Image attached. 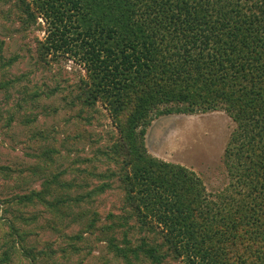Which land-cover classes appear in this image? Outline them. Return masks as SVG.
<instances>
[{
    "label": "trees",
    "instance_id": "16d2710c",
    "mask_svg": "<svg viewBox=\"0 0 264 264\" xmlns=\"http://www.w3.org/2000/svg\"><path fill=\"white\" fill-rule=\"evenodd\" d=\"M12 1L22 16L21 33L40 27L39 17L44 22L46 36L36 41L41 56L63 54L85 67L87 78L74 96L82 111L104 105L118 134L92 157L114 167L94 174L101 181L96 187L57 172L15 202L64 207L65 225L80 227L71 239L98 233L123 264H264V0ZM10 83L1 81L0 89ZM39 96L32 92L28 100ZM213 111H224L236 126L223 153L228 184L209 195L193 171L149 154L145 136L161 116ZM77 137L94 144L101 139L84 129ZM57 154L51 148L42 157ZM112 179L123 195L121 214L78 209L92 206L113 187ZM136 229L145 236L133 238ZM156 229L161 242L148 238ZM32 250L24 248L34 261ZM8 253L0 264L9 262Z\"/></svg>",
    "mask_w": 264,
    "mask_h": 264
},
{
    "label": "rangeland",
    "instance_id": "374dc122",
    "mask_svg": "<svg viewBox=\"0 0 264 264\" xmlns=\"http://www.w3.org/2000/svg\"><path fill=\"white\" fill-rule=\"evenodd\" d=\"M21 17L12 0H0V65L13 56L17 58L4 72L0 70V82H11L7 90L0 89V168L8 169L0 171V258L9 250L7 264H123L108 254L98 233L84 232L82 240L71 239L80 227L65 225L62 214L69 210L64 207L59 205L54 211L39 203L15 202V198L41 189L45 178L51 179L57 172L74 182L86 178L87 189L96 187L101 181L94 174L106 172L109 165L92 157L98 146L107 144L110 134L118 135L104 105L98 103L95 111H82L75 97L77 84L87 78L85 67L67 55L41 56L36 41L46 36L44 22L39 17L40 27L34 24L21 33ZM50 91L52 95L45 97ZM32 92L40 96L30 101ZM25 116L36 119L25 124ZM9 118L12 120L5 127ZM162 119L166 121L163 128ZM235 126L224 111L161 116L147 129L145 146L152 156L193 171L213 195L228 184L223 153ZM156 128L162 130L159 138ZM83 129L93 139L101 138L100 142L80 140L77 136ZM51 148L58 154L51 159L42 157L44 150ZM109 168L114 169L112 165ZM88 172L92 175L85 177ZM5 174L10 177L6 179ZM111 182L113 187L99 195L92 206L85 204L78 209L94 208L102 217L110 210L121 214L117 207L122 205L123 195L116 180ZM72 191L77 192L75 188ZM129 224L137 226L134 219ZM134 233L133 238L146 234L139 235L137 229ZM147 235L162 240L160 229ZM25 246L33 248L37 259L33 261L32 255L24 252ZM166 264L182 263L169 260Z\"/></svg>",
    "mask_w": 264,
    "mask_h": 264
},
{
    "label": "crops",
    "instance_id": "0c3cea01",
    "mask_svg": "<svg viewBox=\"0 0 264 264\" xmlns=\"http://www.w3.org/2000/svg\"><path fill=\"white\" fill-rule=\"evenodd\" d=\"M160 129H161V127H160ZM160 129L159 130L157 128L155 129L156 138H159L160 137V134L162 133V130L160 131Z\"/></svg>",
    "mask_w": 264,
    "mask_h": 264
},
{
    "label": "water",
    "instance_id": "95a60500",
    "mask_svg": "<svg viewBox=\"0 0 264 264\" xmlns=\"http://www.w3.org/2000/svg\"><path fill=\"white\" fill-rule=\"evenodd\" d=\"M165 122L166 121L164 119H162V121L160 122L162 128H163V126H165Z\"/></svg>",
    "mask_w": 264,
    "mask_h": 264
}]
</instances>
